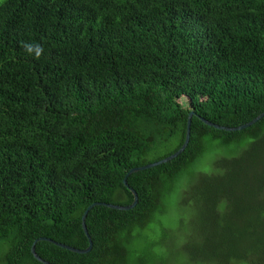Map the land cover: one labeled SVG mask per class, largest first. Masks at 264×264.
<instances>
[{"label":"trees","instance_id":"1","mask_svg":"<svg viewBox=\"0 0 264 264\" xmlns=\"http://www.w3.org/2000/svg\"><path fill=\"white\" fill-rule=\"evenodd\" d=\"M25 44L40 45L39 58ZM264 0H0V240L4 264H157L147 240L211 142L236 146L182 194L198 219L188 264H264ZM154 228V229H155ZM155 229V230H156ZM197 235V236H198ZM248 246L241 247L242 243ZM197 251H195L196 253ZM194 254V255H193Z\"/></svg>","mask_w":264,"mask_h":264},{"label":"rangeland","instance_id":"2","mask_svg":"<svg viewBox=\"0 0 264 264\" xmlns=\"http://www.w3.org/2000/svg\"><path fill=\"white\" fill-rule=\"evenodd\" d=\"M240 148L236 146L221 147L217 142H211L209 150L205 153L203 158L199 160L188 172L184 178L178 183L171 200L168 203L167 213L164 217L163 231L160 227L147 231V240H154L158 244V255H162L164 260L159 259L157 264H188L190 257L183 252L181 243L191 238V250L195 255H198L202 249H204L205 255L210 252L209 247L204 248L203 246L198 247L195 243L200 239L198 234L194 231L198 229V219L196 218L193 211H189L184 221L181 224L179 217V205L182 198V194L186 191L195 181L196 177L200 174H213L215 173L214 164L221 159H229L236 157L240 153ZM156 230H155V229ZM187 237H182L186 236ZM198 235V236H197ZM202 240V238L200 239ZM250 244V243H249ZM242 243L241 247L249 245ZM11 249V239L0 240V264H4L5 257ZM195 251H197L195 253ZM193 254V255H194ZM238 264H249L248 262H240Z\"/></svg>","mask_w":264,"mask_h":264},{"label":"water","instance_id":"3","mask_svg":"<svg viewBox=\"0 0 264 264\" xmlns=\"http://www.w3.org/2000/svg\"><path fill=\"white\" fill-rule=\"evenodd\" d=\"M194 116V113H190L189 117H188V123H187V133H186V138H185V142L183 144V146L176 152L174 153L173 155L159 161V162H156V163H152V164H149V165H146V166H143V167H139V168H134L132 170L129 171V173L126 175L125 179H124V185L125 187H127L131 193L133 194L134 196V202L129 205V206H121V205H114V204H107V203H94L92 205H90L86 211L84 212V215L82 217V226H83V230L86 234V236L88 237L89 239V246L87 249H84V250H81V249H77V248H73L71 246H68V245H65V244H62V243H58L52 239H49V238H40L38 240H36L32 246V254L34 256V258L39 261L40 263L42 264H51L47 261H45L44 259H42L36 252V245L38 242H41V241H44V242H49V243H52L54 244L55 246L57 247H60L62 249H65V250H68L72 253H76V254H81V255H85V254H88L91 252L92 248H93V241L90 237V234L88 232V229H87V225H86V220H87V217L90 213V211H92L94 208L96 207H99V206H102V207H106V208H109V209H114V210H119V211H130L132 209H134L137 204H138V201H139V197H138V194L137 192L132 189L130 187V185L128 184V178L129 176L135 174V173H138V172H141V171H145V170H148V169H152V168H155L157 166H160V165H163V164H166V163H169L171 161H173L174 159H176L178 156H180L186 149L187 147L189 146V143H190V138H191V125H192V118ZM264 118V112L261 113L257 118H255L253 121L245 124V125H242V126H239V127H234V128H231V127H225V126H220V125H217V124H214L204 118H200L201 121L209 126V127H213L217 130H220V131H226V132H239V131H243L247 128H250L252 127L253 125L257 124L258 122H260L262 119Z\"/></svg>","mask_w":264,"mask_h":264},{"label":"clouds","instance_id":"4","mask_svg":"<svg viewBox=\"0 0 264 264\" xmlns=\"http://www.w3.org/2000/svg\"><path fill=\"white\" fill-rule=\"evenodd\" d=\"M25 50L29 53V54H35L37 58H39V56L42 54V47L40 45H33V44H25Z\"/></svg>","mask_w":264,"mask_h":264}]
</instances>
